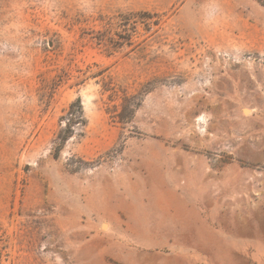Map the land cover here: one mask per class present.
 <instances>
[{
  "label": "rangeland",
  "instance_id": "rangeland-1",
  "mask_svg": "<svg viewBox=\"0 0 264 264\" xmlns=\"http://www.w3.org/2000/svg\"><path fill=\"white\" fill-rule=\"evenodd\" d=\"M0 246L264 264V0H0Z\"/></svg>",
  "mask_w": 264,
  "mask_h": 264
},
{
  "label": "trees",
  "instance_id": "trees-1",
  "mask_svg": "<svg viewBox=\"0 0 264 264\" xmlns=\"http://www.w3.org/2000/svg\"><path fill=\"white\" fill-rule=\"evenodd\" d=\"M150 13H141L142 17L149 16ZM129 14L126 15L122 20L129 21L130 18ZM118 24L121 22L117 21ZM155 24H158V21H155ZM61 124H63V120H66L64 126L60 129L59 133L57 134V137L55 138V147H54V157L58 158L60 155L61 150L63 149L66 141L74 135L76 131V126H85L87 124V118L85 116L84 107L81 101V98L78 97L75 101H73L69 109L67 110L66 115H63L61 117ZM4 247L0 246V264H4Z\"/></svg>",
  "mask_w": 264,
  "mask_h": 264
}]
</instances>
